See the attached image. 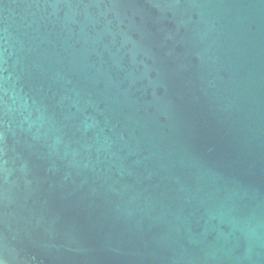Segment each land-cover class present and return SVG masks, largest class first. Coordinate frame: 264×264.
<instances>
[{"label": "water", "instance_id": "1", "mask_svg": "<svg viewBox=\"0 0 264 264\" xmlns=\"http://www.w3.org/2000/svg\"><path fill=\"white\" fill-rule=\"evenodd\" d=\"M0 264H264V0H0Z\"/></svg>", "mask_w": 264, "mask_h": 264}]
</instances>
